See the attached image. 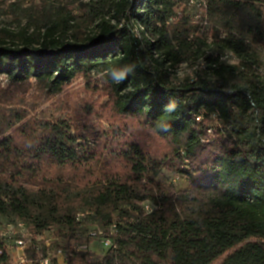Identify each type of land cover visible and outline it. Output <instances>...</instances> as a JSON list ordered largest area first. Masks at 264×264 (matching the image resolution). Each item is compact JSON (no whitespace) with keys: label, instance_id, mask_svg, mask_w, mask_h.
I'll list each match as a JSON object with an SVG mask.
<instances>
[{"label":"trees","instance_id":"obj_1","mask_svg":"<svg viewBox=\"0 0 264 264\" xmlns=\"http://www.w3.org/2000/svg\"><path fill=\"white\" fill-rule=\"evenodd\" d=\"M178 1L0 2V75L57 93L97 71L123 119L84 134L0 104V216L27 225L33 264L50 230L111 239L66 264H264V0H204L201 34Z\"/></svg>","mask_w":264,"mask_h":264},{"label":"rangeland","instance_id":"obj_2","mask_svg":"<svg viewBox=\"0 0 264 264\" xmlns=\"http://www.w3.org/2000/svg\"><path fill=\"white\" fill-rule=\"evenodd\" d=\"M14 0H0L6 4L12 3ZM60 0H49L50 3L58 4ZM63 5L70 9L78 8V0H61ZM87 2L89 0H81ZM178 13L184 14L193 24L199 26V34L203 33L202 29L206 26L205 10L202 7L204 0H183ZM24 7L27 4L23 5ZM177 20V18H176ZM13 24L12 18L7 15L0 16V26ZM207 32V29H204ZM234 60H230V62ZM180 77L186 76L190 69L185 65L178 68ZM103 75L97 71L91 72L88 76H76L66 87L60 92H53L49 89H43L31 81L27 87L14 86L11 81L4 75H0V104L10 110H21L25 115L24 121L27 120H45V121H69L74 127H78L82 133L96 134L95 132H106L110 129V123H122V118H119L115 111L112 110V105L109 102V95L104 89ZM92 106L93 112L87 111L88 106ZM1 108V107H0ZM133 128V126H132ZM136 134L139 135L138 130ZM155 180L162 184L171 185L175 191L186 190L188 183L184 177L172 175L166 170L160 171L155 175ZM10 219L0 216V223L8 222ZM89 227H93L92 218L85 219ZM10 222V221H9ZM17 227H27L22 222H16ZM39 240L46 242V246L54 244L59 248H67L68 244L65 239L56 238L54 231L45 232ZM42 242V241H41ZM33 241L29 240L28 245H32ZM13 244V242H11ZM90 249L99 257L106 253L104 245L99 241H92ZM41 247V246H40ZM56 247L48 249V256L54 257ZM62 264V259H60ZM3 264H16L15 260L9 257Z\"/></svg>","mask_w":264,"mask_h":264},{"label":"built area","instance_id":"obj_3","mask_svg":"<svg viewBox=\"0 0 264 264\" xmlns=\"http://www.w3.org/2000/svg\"><path fill=\"white\" fill-rule=\"evenodd\" d=\"M145 209L151 211L149 205H146ZM100 234L101 232H92L90 236L98 238ZM31 239L32 236L28 227H17L16 221L0 223V256L5 255L6 260L12 257L16 264H33V262L27 258V249L30 247L28 243ZM11 242H13V244H11ZM101 243L105 247L112 244L110 238H102ZM90 250L89 243H80L79 241L71 240L67 248L57 249L54 257L57 259V264H61L60 259H62V264H66V261L74 252L87 253ZM39 257L40 264H51V258L49 256L42 257V255L39 254Z\"/></svg>","mask_w":264,"mask_h":264}]
</instances>
